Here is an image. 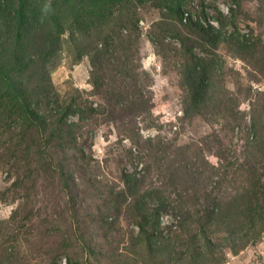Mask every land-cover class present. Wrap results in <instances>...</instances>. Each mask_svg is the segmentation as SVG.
Here are the masks:
<instances>
[{
	"label": "rangeland",
	"instance_id": "1",
	"mask_svg": "<svg viewBox=\"0 0 264 264\" xmlns=\"http://www.w3.org/2000/svg\"><path fill=\"white\" fill-rule=\"evenodd\" d=\"M95 3L0 0V264H264V0Z\"/></svg>",
	"mask_w": 264,
	"mask_h": 264
},
{
	"label": "trees",
	"instance_id": "2",
	"mask_svg": "<svg viewBox=\"0 0 264 264\" xmlns=\"http://www.w3.org/2000/svg\"><path fill=\"white\" fill-rule=\"evenodd\" d=\"M89 1L96 2L95 4L98 7L102 6V8H104L107 5H113L114 1L116 0H73L75 7L79 9V11H83L85 10V8H88L86 7L85 3H89ZM157 2H158L157 4L159 5V7L163 10V14H162L163 22L161 25L162 28L160 27L159 33L158 32L155 33V37L159 41V44L162 47H164L165 46L164 38L170 33L176 37H180L181 47L179 48L178 52L181 54L182 59H185L186 61L187 60L192 61L193 60V55H192L193 44L196 41H199L202 44H210L211 32L208 29H206L202 24L193 23L191 19L189 18L185 19L186 24L183 23L186 12L183 11L182 0H157ZM20 17H21V11L18 10L16 11V18H12V21H10V25L14 28L17 26L18 28H20V25H21V22L19 21ZM183 29H185L187 33L190 34L191 36L190 37L188 35L185 36L183 33ZM1 31L2 30L0 29V39L2 38V36H4V34L1 33ZM18 38L19 37L13 40L11 44V49L13 52L16 51L17 45L20 44V40H18ZM35 58L37 60H40L38 57L33 58V56H28V55L25 58L17 57L16 63L18 64V66H21L22 64L24 65L28 63V61L34 62ZM40 61L43 63L44 60H40ZM192 78L194 77L192 76ZM5 79L7 83H9L10 85V88H9L10 92L16 95V100L19 102H24L23 97L19 94L18 90L14 86L15 85L14 80L8 75L5 76ZM123 79H122L123 82L125 81L129 83V87L131 85L135 86V81L139 80V73L136 70L132 71L130 74L123 75ZM131 92L133 93V91ZM65 115L66 114L63 113L61 116H58V117L56 116L57 118L56 131L60 137L62 134L63 135L66 134L68 137V134L70 131L76 130L75 125H68L66 123ZM73 138H74V135L69 136V139H73ZM46 139L50 141L49 137H46ZM77 160L83 166L89 167L90 165L89 158L82 151L77 157ZM155 212L157 213V210ZM139 224L142 227L144 233H146L144 229V223H139ZM77 238H78V235H77ZM68 262L69 264H77V262L73 261L71 258L68 260Z\"/></svg>",
	"mask_w": 264,
	"mask_h": 264
},
{
	"label": "built area",
	"instance_id": "3",
	"mask_svg": "<svg viewBox=\"0 0 264 264\" xmlns=\"http://www.w3.org/2000/svg\"><path fill=\"white\" fill-rule=\"evenodd\" d=\"M185 19H186V17H184V22L186 21Z\"/></svg>",
	"mask_w": 264,
	"mask_h": 264
}]
</instances>
